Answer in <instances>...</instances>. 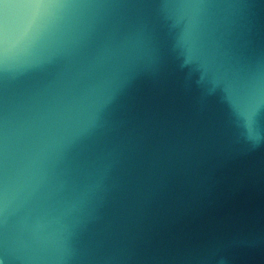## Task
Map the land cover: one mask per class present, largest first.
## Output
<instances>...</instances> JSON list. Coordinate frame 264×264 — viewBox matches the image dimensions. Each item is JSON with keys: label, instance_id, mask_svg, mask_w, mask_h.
Segmentation results:
<instances>
[{"label": "water", "instance_id": "obj_1", "mask_svg": "<svg viewBox=\"0 0 264 264\" xmlns=\"http://www.w3.org/2000/svg\"><path fill=\"white\" fill-rule=\"evenodd\" d=\"M139 18L143 42L133 37L122 51L123 77L101 108L133 172L164 188L131 217L132 264H174L191 249L206 264H264V107L250 133L223 88L188 59L179 16L144 6ZM232 46L248 59L264 54V0H241Z\"/></svg>", "mask_w": 264, "mask_h": 264}, {"label": "snow or ice", "instance_id": "obj_2", "mask_svg": "<svg viewBox=\"0 0 264 264\" xmlns=\"http://www.w3.org/2000/svg\"><path fill=\"white\" fill-rule=\"evenodd\" d=\"M97 5L121 9L122 19L96 24L90 12ZM144 6L179 16L184 22L179 43L188 59L223 88L253 131L264 107V54L248 59L232 46L241 0H0V68L18 70L11 85L0 75V264H19L23 229L20 215L9 211L5 199V163L37 130L50 132L47 157L68 168L100 135L111 134L101 108L123 77L122 51L133 37L137 45L143 42L139 10ZM62 35L73 39L63 42ZM46 41L53 46L45 56L29 55ZM25 72L37 75L22 80ZM22 97L27 104H13ZM92 191L91 184L72 187L57 175L32 182L28 195L60 197L61 215L71 216Z\"/></svg>", "mask_w": 264, "mask_h": 264}, {"label": "clouds", "instance_id": "obj_3", "mask_svg": "<svg viewBox=\"0 0 264 264\" xmlns=\"http://www.w3.org/2000/svg\"><path fill=\"white\" fill-rule=\"evenodd\" d=\"M122 17L121 9L109 5H97L90 12L98 25L118 22ZM59 39L71 42L73 37L62 35ZM52 46V42H42L29 55L43 57ZM0 75L11 85L18 70L5 65ZM27 103L23 97L13 100V104ZM49 134L35 131L4 167L3 189L9 211L18 213L23 223L19 264H132L131 217L146 196L158 198L164 188L133 172L128 149L112 134L100 135L91 150L70 168L47 157ZM57 175H64L72 187L92 185L91 196L71 216L61 215L60 197L28 195L32 182L42 176L51 181ZM106 205H110V212L103 211ZM171 259L174 264H206L196 249Z\"/></svg>", "mask_w": 264, "mask_h": 264}]
</instances>
